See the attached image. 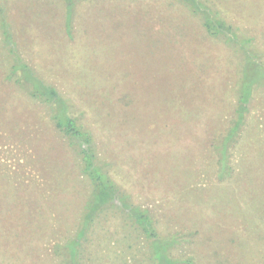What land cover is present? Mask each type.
<instances>
[{"label":"rangeland","instance_id":"374dc122","mask_svg":"<svg viewBox=\"0 0 264 264\" xmlns=\"http://www.w3.org/2000/svg\"><path fill=\"white\" fill-rule=\"evenodd\" d=\"M201 1L253 39L254 55L210 37L184 0H82L70 31L63 0H0V264H63L57 246L76 234L92 197L49 108L6 80L2 20L23 60L92 133L99 165L149 209L161 241L179 236L173 264H264V0ZM257 68L232 174L221 180L215 146L235 116L237 83ZM151 244L107 208L78 263L157 264Z\"/></svg>","mask_w":264,"mask_h":264},{"label":"trees","instance_id":"16d2710c","mask_svg":"<svg viewBox=\"0 0 264 264\" xmlns=\"http://www.w3.org/2000/svg\"><path fill=\"white\" fill-rule=\"evenodd\" d=\"M67 4V30H71L73 8L82 0H63ZM85 1V0H83ZM191 2L194 11L203 16V25L208 35L214 39L223 40L226 45H231L238 54L254 55L251 53L253 39L242 40L237 28L226 22L220 15L211 11L201 0H184ZM3 32H1V46L6 52V60L10 63L9 72L6 75L7 81H14L25 90L28 95L41 101L49 108L50 118L59 133L69 140L80 155L82 162V173L92 185V197L85 206L82 213L79 228L74 236L64 246H57L56 254L62 257L63 264H79L80 249L83 240L90 231L97 215L107 208H115L124 217L134 224L142 236L156 245L151 244V258L157 260V264H173L168 252L181 240L178 235L166 239L165 243L158 231L156 222L149 209L142 208L130 200L122 188L114 181L108 169L104 170L99 165V155L92 133L78 124L77 120L70 116L68 110L69 100L64 97L54 86L44 83L39 79L30 66L20 55L13 33L10 31L4 20L1 21ZM257 68L252 73L242 76L240 83H237V105L235 116L229 128L220 137L215 146L218 153V177L224 179L232 174L229 162V151L239 138L242 129L246 125V118L250 112V105L254 87L258 84L255 78L258 75ZM247 76H249L247 78ZM263 80V79H262ZM259 86V85H258ZM165 239V238H164ZM172 239V240H171Z\"/></svg>","mask_w":264,"mask_h":264}]
</instances>
